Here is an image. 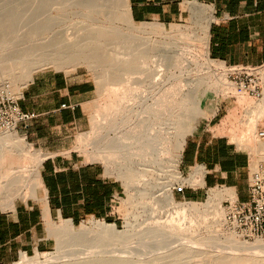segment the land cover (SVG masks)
Masks as SVG:
<instances>
[{
    "label": "bare ground",
    "instance_id": "1",
    "mask_svg": "<svg viewBox=\"0 0 264 264\" xmlns=\"http://www.w3.org/2000/svg\"><path fill=\"white\" fill-rule=\"evenodd\" d=\"M40 1L42 5L43 2L48 4V0ZM65 1L67 0H59L58 3L62 4ZM75 1L77 7L85 11L81 12V25L73 31H56L57 26H46V23L40 21L29 23L27 28L19 30L14 25L16 26L20 14H23L20 11L13 12L8 18H0V21L6 19L11 23V27L0 31V89L7 84L11 91L20 97V89L32 80L33 73L48 65L68 69L86 64L93 68L99 85V94L109 90L111 97L112 94L113 97L117 96V100L116 97L112 99L116 101H114L116 104L113 118L121 111V139L118 137L120 141L117 151L121 154L118 174L126 185L124 195L126 194L131 201V206L133 204L135 206L139 204V208L142 206L143 212H141H145L146 215L144 214L145 217L137 222L140 212L132 214L133 218L129 216V220L124 221L123 229H118L114 223L94 221L89 228H78L75 231L71 222L65 220L63 224H58L53 229L58 235L57 249L84 247L87 254L66 260H59L60 255H50L45 260H36L30 264H264V240L258 237L253 241L240 240L235 231L227 229L229 227L223 214H221L223 217L218 218V213L221 211L218 212L216 208L218 213L214 211L215 209L212 210L215 206L218 207L215 199L219 194L218 191L212 190V196L204 199L205 201L200 205L194 202L177 203L168 189L170 180L163 183L156 179L164 166L163 160L167 159L161 157L163 151L160 150V146L170 139L173 149L171 168H169L171 174L168 179L181 180L176 167L181 146L186 135L195 127L196 121L205 116L203 112L205 92L210 88L214 92L233 88L221 73L215 72L222 69L224 64L211 63L206 51L205 59L209 65L205 68L208 71L212 68L214 72L210 73L209 77L210 74L187 76L185 80L183 79L185 81L183 92L180 94L178 89L173 92L174 94L178 92L180 99L172 95L178 101L181 100L178 105L181 110L178 112V109L174 108L177 110H174L173 115L171 107L177 105L174 103L177 100L169 96L168 91L171 86L167 85L168 89H166L165 84L168 78H172L169 75L170 68L177 64L179 59L184 62V67L187 69L194 64L190 50L193 46L186 40L191 41L196 33L187 27L171 25L169 31H166L162 24L141 23L136 26L131 24L128 35L117 25V27L113 25L122 16L128 20V23H133L129 16L127 0ZM112 8L114 11H111ZM194 10L195 13L207 12L206 7L199 5H195ZM205 17L207 18L206 15ZM205 20H202L200 25L201 37L204 40L207 27ZM156 32L160 34L158 38L143 37L142 44L139 42L140 39L137 41L140 34ZM111 44L113 46L107 52L102 51ZM173 84L179 88L180 86L177 85L182 83ZM116 85H120V93L117 91L119 86ZM168 96L175 105L171 106L167 103ZM166 103L167 107H165ZM168 105L171 107L169 108ZM253 109L263 110L264 99L260 100ZM175 112L178 114L175 115ZM248 130L251 131L250 126ZM240 141L237 142L242 144L245 140ZM9 145L24 149L22 138L14 130L0 133V152ZM24 152L28 153L29 150L24 149ZM29 154L36 161L31 171L33 184L30 195L32 196L36 189L42 187L38 165L44 156L31 152ZM164 172L162 173L165 176ZM152 173L157 176L153 178ZM23 174L18 172L0 177V206L12 207L16 198H21L22 201L26 199L27 196L22 191L25 181ZM184 179L183 181L186 182L187 179ZM223 193L233 198L231 190H225ZM210 214L212 215L209 216ZM219 226L224 228L226 226V230L220 231ZM138 234L141 248L129 251L131 256L110 255L112 249L110 251L99 249L108 246L113 240L125 242ZM21 259L22 262L18 264L23 262L28 264L26 262L33 260L26 259L23 254Z\"/></svg>",
    "mask_w": 264,
    "mask_h": 264
},
{
    "label": "crops",
    "instance_id": "2",
    "mask_svg": "<svg viewBox=\"0 0 264 264\" xmlns=\"http://www.w3.org/2000/svg\"><path fill=\"white\" fill-rule=\"evenodd\" d=\"M195 5L206 7L207 14L195 13ZM127 6L135 23L169 25L192 16L204 21L206 15L210 59L228 66L264 65V0H127ZM93 91L92 82L77 71H43L23 88L21 99L31 102L34 117L16 131L20 129L27 144L50 155L38 165L42 187L35 196L0 210V264L48 248L45 217L72 223L84 217L109 218L121 183L70 149L71 132L83 126V105ZM232 108L219 99L203 104L205 116L186 135L177 162L180 174L198 185L176 191L182 198L208 197L214 190L220 205L247 199L250 155L222 131ZM21 109L27 111L23 105ZM225 190H231L233 198Z\"/></svg>",
    "mask_w": 264,
    "mask_h": 264
},
{
    "label": "rangeland",
    "instance_id": "3",
    "mask_svg": "<svg viewBox=\"0 0 264 264\" xmlns=\"http://www.w3.org/2000/svg\"><path fill=\"white\" fill-rule=\"evenodd\" d=\"M44 1V0H43ZM51 1V2H49ZM114 2V0H112ZM38 2H40L39 4H37ZM47 2V0H46ZM45 2V3H46ZM59 0H48V4H44L42 5V1L40 0H0V18L4 19V18H8L9 15H11L13 12L15 11H20V13H23L22 15L20 14L18 20L16 21L17 23L16 26L14 25L15 28L17 29H25L28 27L29 23H32L34 21H40L43 23H46V26H57L55 27L56 31H73L74 28H77L78 26H80L82 18H81V12H84L85 10H82L80 7H77V2L75 0H67L65 2L58 3ZM50 3V5H49ZM116 3V2H115ZM41 4V5H40ZM64 4V5H63ZM128 8V7H127ZM111 11H114V8H112ZM124 18L123 16L121 17L120 20L115 21L113 23V25H117L120 29H122L124 32H127V34L130 32L129 28H131V24L136 26V25H140L141 23H135V22H129L128 20ZM9 21V20H8ZM201 22L202 20L198 19L196 16H192L191 18L187 19V20H183L181 22H177V23H172L169 25H163L164 30L169 31L168 29H170L169 27H171V25H175V26H179V27H187L189 28L191 31L195 32L196 34L193 36L192 40H186V42H191L193 49L190 48V50H192V55L191 57L192 60L194 61V66L191 65V67L189 69L184 67V62L181 61L180 59L177 61V64H175L172 68H170V73L169 75H171L170 77H172L171 79L168 78L167 79V83L165 84L167 87H169V84L171 87H169V91L168 94L170 97H172V99L177 100L176 102L174 101V103L177 105L176 106H172L175 105L173 103V100L168 96V104L171 105L168 107H171V112L174 115V110H177L178 112H180L178 105L180 104L179 102H181V100L178 101V99H180V94L181 92H183V84H185V78L187 76L190 77H197V76H207L210 73H213L214 70L211 68L210 71H208L205 66L209 65L208 62H206V51H207V44H206V39L204 40V38L201 37ZM142 23H146V24H159L156 22H142ZM116 26V27H117ZM9 27H11V23L7 22V20H2L0 21V31L8 29ZM128 28V30H127ZM129 35V34H128ZM160 34L156 33H147V34H140V38L137 39V41H139L140 39V44L143 43V39L145 38H158ZM199 36V37H198ZM144 37V38H143ZM196 39V40H193ZM142 40V41H141ZM184 41V40H182ZM139 42H137L139 44ZM112 44L108 45L107 48H105L102 51H108L110 48H112ZM191 46V45H190ZM119 52H121V50H119ZM196 55V57H194ZM121 56V53L120 55ZM208 57V54H207ZM190 58V57H189ZM209 58V57H208ZM191 59V58H190ZM210 59V58H209ZM196 60V61H195ZM211 63L214 62V65H217V61H214L212 59H210ZM220 63V62H218ZM194 67V68H193ZM251 67V72H253L254 74V82L256 84H258L261 88V95L257 96L255 94V92H239L237 89V85L235 84L234 80L232 79V77L230 76L231 74H233V67L228 66V65H224L222 69H218L215 70V72L221 73L225 79V81H227L228 83H231V86L233 85V88L231 90L227 89L223 92H220L221 90H218L217 93L216 91L214 92L212 88H210L208 91L205 92V96H204V101L203 104L205 103V101L209 100V99H219V100H225L228 101L230 103H232L233 108L230 112V114L228 115V117L226 118V122L225 124V129L222 131L228 135V138L230 139V141L234 142L239 149H242L244 151H246L251 158V166L253 167L254 165H256L259 160H264V148H263V144H264V138H261L260 136H258V132L261 130H264V109L261 111H254V107L256 106V104H258V102L260 100L264 99V65L260 66V67H255L253 68ZM43 71H58V72H64L66 74H70V73H74V72H78L79 74L83 75V78L89 80L90 82H92L93 87H94V91L92 94V98L91 100L83 105V111L85 113V121L83 123V126L80 129H75L72 130L71 132V137H70V143H71V150H73L74 152H76V154H78L80 156V158L82 159V162L84 163H93L96 164L98 166H100L104 172L105 175L111 177V178H115L117 179L120 183H121V192L116 195L115 199L112 202V208H111V214L109 216L108 219H98V218H92V217H84L82 218L78 223H72L73 225V229H75V231L78 230V228H89L91 226V222L94 221H99V222H105V223H114L116 225V227L118 229H123L124 227V221L126 222V220H129V218H133V216L136 214L140 215V218L137 217V222L141 221L144 217H145V212L142 213L143 208L142 206L140 208H142L140 210L139 208V204H136L137 202H135L136 206L133 204V206H131L132 204L130 203L131 201L129 200V198L127 197V195L124 193H126V185L124 183V180H122L121 176L118 174V169H119V165L121 163V154L119 151H117L118 149V143L120 140H118V137L121 139V111H119L115 117L114 116V107H115V100H117V96L114 95L116 97H112L110 94V92L108 93L109 90L105 91V93L103 92L102 94H99V85L97 84V79L95 77L93 68L89 67L86 64H79L76 65L74 67L71 68H55L53 65H48V66H44L41 69H38L37 71H35L32 75V80L40 73ZM212 71V72H211ZM192 75V76H191ZM211 76L208 75V77ZM184 79V80H183ZM31 80V81H32ZM171 80V81H170ZM181 81V82H180ZM184 81V82H183ZM30 82V81H29ZM28 82V83H29ZM177 83L180 85H177V87L181 88L182 90H179V88H176V84L173 83ZM180 82V83H179ZM27 83V84H28ZM175 86H173L172 84ZM182 85V86H181ZM26 86V85H25ZM24 86V87H25ZM118 88V92H121V87L120 85H116ZM115 86V87H116ZM134 86V84H133ZM22 87L20 89L21 93L23 88ZM114 87V86H113ZM168 87L166 89H168ZM185 87V85H184ZM173 88V89H171ZM175 88V90H174ZM230 88V87H229ZM120 89V90H119ZM178 89V90H177ZM171 90H173L171 92ZM179 91L180 94H174L173 92ZM7 92L9 93L12 97H14L17 100V103L21 109L22 105L24 107L27 108V111L25 112H29L32 113L33 109H32V105L31 102L28 103L27 100H22L21 96L18 97L17 95H15L11 89L9 88V86L7 84L4 85L3 88L0 89V93L1 92ZM112 91V90H110ZM115 93V92H112ZM171 93V94H170ZM173 93V94H172ZM176 95V97L178 96V99H176L173 96ZM170 98V101H169ZM172 100V102H171ZM115 101V102H114ZM170 102V103H169ZM114 103V104H113ZM167 103L165 105V107H167ZM173 108V109H172ZM177 108V109H174ZM22 110V109H21ZM36 112V111H35ZM176 113V112H175ZM178 113H176L175 115H177ZM174 118H176V116H174ZM197 120V118H196ZM248 126L251 127V131L250 133L247 131ZM92 127L94 128V132L92 133ZM17 129H15L16 131ZM248 132V133H247ZM17 135L19 137L22 138V146L24 147V149H28L29 152L31 153H37L39 155H43L48 156L50 154L48 153H42L39 149L32 147L30 144H27L26 140L24 139V136L22 135L20 129H18V131H16ZM120 135V136H118ZM113 138V139H112ZM117 138V139H115ZM234 138V139H232ZM241 138V141H240ZM245 138V139H244ZM112 139V141H111ZM237 139V140H236ZM248 139V140H246ZM244 141L242 142V144H240L237 141ZM169 141V142H168ZM168 144L165 141L160 147L163 151V153L165 155L160 154L161 152L159 151V154L161 155V157L164 159V157H167V159L165 158L163 161L165 162L161 169V172L159 173V176H157L156 174L154 175V173H152L154 175L153 178L156 179L161 182H165L170 180V184L168 186V189L171 191V194L173 196V199L175 202L177 203H186V202H194L197 203L198 205L202 204L206 198L208 197H203V198H198V199H190V198H182L180 195H178L176 193V191L179 190V188H182L181 190L185 189V185L187 186H197L198 183L196 181V179H191V176L186 177L185 175H181L178 167H177V171L179 172L180 176H181V180L177 181V180H172V178L168 179V177H170V162L172 159V149H173V145H172V141H170V139L168 140ZM262 144V147L260 146ZM167 144V145H166ZM163 145L165 148H163ZM250 145V147L248 148V146ZM252 146V147H251ZM251 148V149H250ZM24 149L21 148H15L12 145H9L6 148H3L2 151L0 152V177L6 176V175H12L14 173H18V172H22L24 173L23 175V192H25L26 194V199L34 197V195H30L31 194V185L33 184V175H32V169L36 164L35 159H33L31 157V155L26 152H24ZM166 150L164 152V150ZM171 150V151H170ZM112 151V152H110ZM115 151V152H114ZM117 151V152H116ZM168 152V153H166ZM110 153V154H109ZM116 154V155H114ZM119 154V155H118ZM114 155V156H113ZM164 156V157H163ZM254 158V159H253ZM167 160V162L165 161ZM253 160V161H252ZM169 163V164H168ZM167 164V166H166ZM168 170V171H167ZM166 171V173L164 172ZM165 174V176L163 175V173ZM170 172V173H168ZM168 173L167 177L166 174ZM164 177H162V175ZM152 175V176H153ZM27 176V177H26ZM32 176V177H30ZM150 176V177H152ZM167 180H166V178ZM28 178V179H27ZM146 178V177H145ZM185 178V179H184ZM186 180L185 181H183ZM189 180V181H188ZM173 181V182H171ZM177 181V182H176ZM176 182V183H175ZM192 182V183H189ZM27 184V186H26ZM30 184V185H29ZM25 185V186H24ZM24 186V187H23ZM187 188V187H186ZM125 191V192H124ZM212 192V191H211ZM213 193V192H212ZM126 197V199H125ZM24 199V200H26ZM205 199V200H204ZM22 200L21 198H16L14 203ZM129 201V202H128ZM148 201V200H147ZM150 201V199H149ZM133 202V201H132ZM217 206L218 207H212L211 209L214 210L215 208L217 210H219L218 213L217 210L215 209L214 211H216L219 215L218 218L221 216L223 217L225 215V209L223 208L222 205H220V202L217 201ZM134 203V202H133ZM14 205V204H13ZM3 205L0 206V210H7L9 208V206H4ZM211 209H209L210 211H212ZM142 211V212H141ZM132 214H134L132 216ZM145 214V215H144ZM223 214V216L221 215ZM128 215V216H127ZM142 215V216H141ZM212 214H210L209 216H211ZM130 216V217H129ZM129 217V218H128ZM220 217V218H221ZM142 218V219H141ZM140 219V220H139ZM133 220V219H131ZM65 221V219H61V218H50V217H45L44 218V222H45V228H46V232H47V238L49 239V243H48V248H46L45 250H41V251H36L34 253L31 254H23L24 256H26V259H33V260H29L28 264H30L33 261H42L47 259V257L49 258L50 255L52 256H59V260H66V259H75V258H79V257H83L87 254V251L84 247H72V248H64L62 250H58L57 249V239H58V235H56V233L53 231L54 228H56V226L59 224H63ZM227 229H231V231H233V229L226 224ZM223 226H219L218 229H221L220 231H224L223 229L226 230V226L225 228ZM229 231V230H228ZM55 236H54V235ZM238 235V234H237ZM57 237V238H56ZM264 240V237H258ZM240 240H244L241 236H239ZM139 239V234L133 236L129 241H125V242H121V240H113L111 241V243L104 247V248H99V249H109L108 251H110V249H112L109 253L110 255H119V256H131L129 251H133V250H138L141 248V244L138 241ZM253 241V239H251ZM249 240V241H251ZM134 242V244H133ZM139 242V243H138ZM140 246V247H138ZM137 247V248H136ZM93 250V249H92ZM97 249H94L93 251H95ZM78 251V252H77ZM125 251V253L123 252ZM20 255L16 260H14L13 262L9 263V264H18L22 262ZM140 257V256H138ZM63 258V259H62ZM25 262H23L22 264H24Z\"/></svg>",
    "mask_w": 264,
    "mask_h": 264
},
{
    "label": "built area",
    "instance_id": "4",
    "mask_svg": "<svg viewBox=\"0 0 264 264\" xmlns=\"http://www.w3.org/2000/svg\"><path fill=\"white\" fill-rule=\"evenodd\" d=\"M230 76L237 85L239 92H255L261 95V88L254 82L251 67L235 65ZM253 69V68H252ZM61 107H65L62 104ZM72 108L74 106H71ZM33 113L20 109L17 100L9 93H0V133L17 129L20 123L29 121ZM264 138V130L258 132ZM182 188H179V191ZM225 209V222L244 240L249 241L257 237H264V160L251 166L248 184L247 199L243 202H226L222 205Z\"/></svg>",
    "mask_w": 264,
    "mask_h": 264
}]
</instances>
